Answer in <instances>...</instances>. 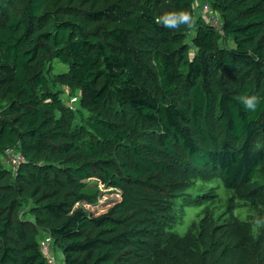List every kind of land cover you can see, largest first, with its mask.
<instances>
[{
	"label": "trees",
	"instance_id": "1",
	"mask_svg": "<svg viewBox=\"0 0 264 264\" xmlns=\"http://www.w3.org/2000/svg\"><path fill=\"white\" fill-rule=\"evenodd\" d=\"M91 180L120 193L100 216ZM46 236L64 264H264V0H0V264H48Z\"/></svg>",
	"mask_w": 264,
	"mask_h": 264
},
{
	"label": "rangeland",
	"instance_id": "2",
	"mask_svg": "<svg viewBox=\"0 0 264 264\" xmlns=\"http://www.w3.org/2000/svg\"><path fill=\"white\" fill-rule=\"evenodd\" d=\"M204 5L205 4H197L195 6L197 17L202 16L205 18V15L202 11ZM205 20L207 21L208 17H206ZM56 67H57L58 72L63 69V67H60V66H56ZM65 89L66 88L64 87L63 89L64 92L66 91ZM77 95L79 96V94ZM69 97L72 98L71 95ZM80 97H81V94H80ZM74 101L76 102V99L71 100V103ZM89 184H91L92 186L98 185L99 190H100V199L98 203L94 206L92 205L84 206V208L88 210L92 215L100 216L102 214H105L110 208H112L115 204H117L120 201V193L118 191L108 189L104 187L103 185H101L100 183H98L96 180H91ZM215 185H219V184L215 183ZM189 193H193V191H190ZM196 195L197 193H195L193 196H196ZM231 196L232 195L231 194L229 195L224 187L219 186L218 189L215 191V194H214L215 198H213L212 201L217 203L218 206H220L223 202L224 203L227 202L231 198ZM208 205L209 204L207 203L202 206L187 209L186 214L183 217V219L175 225L173 229L174 232L179 234L180 236H184L187 233L190 225L194 223L196 220L198 221L200 220L198 215ZM237 206H240V207L237 208V210L235 211V215L237 217H240L242 220L246 221L247 217L251 215L250 205L249 204H238ZM52 250H53L52 252L53 253V257H52L53 264H64L63 254L58 248L54 246V244L52 245Z\"/></svg>",
	"mask_w": 264,
	"mask_h": 264
},
{
	"label": "clouds",
	"instance_id": "3",
	"mask_svg": "<svg viewBox=\"0 0 264 264\" xmlns=\"http://www.w3.org/2000/svg\"><path fill=\"white\" fill-rule=\"evenodd\" d=\"M156 23L162 24L167 29H178L181 26L185 28H191L194 25V20L188 11L174 10V11L165 12L163 15L158 17ZM236 100L240 104H242L246 110L252 112H255L257 110V107L261 102V98L254 93L253 94L242 93L236 97Z\"/></svg>",
	"mask_w": 264,
	"mask_h": 264
},
{
	"label": "built area",
	"instance_id": "4",
	"mask_svg": "<svg viewBox=\"0 0 264 264\" xmlns=\"http://www.w3.org/2000/svg\"><path fill=\"white\" fill-rule=\"evenodd\" d=\"M203 13L205 15V18L208 17V20L206 22L213 28V30L216 33H218L220 36H223L224 35L223 27L220 22V19L216 16V14L212 13L209 7H205ZM74 102H72L71 105H73ZM7 154H8V164L9 166L13 167L15 170L18 169L25 162V158H23L18 154H15L13 151H8ZM52 245H53V240L50 236L45 237L40 242V249L43 255L47 258L48 264H53Z\"/></svg>",
	"mask_w": 264,
	"mask_h": 264
}]
</instances>
